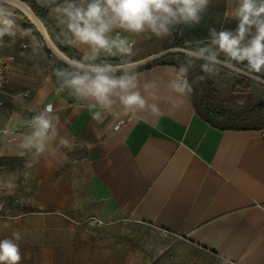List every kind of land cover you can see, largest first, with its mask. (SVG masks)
<instances>
[{
	"label": "crops",
	"instance_id": "obj_1",
	"mask_svg": "<svg viewBox=\"0 0 264 264\" xmlns=\"http://www.w3.org/2000/svg\"><path fill=\"white\" fill-rule=\"evenodd\" d=\"M23 1L43 7L41 0ZM215 5L201 24L180 25L176 38L130 37L139 50L133 59L173 48L178 40L189 49L186 41L203 39L209 27L217 28L216 19L209 16L216 14ZM226 14V9L220 10V15ZM48 18L59 33L50 11ZM14 19L16 36H5L0 47V70L7 78L0 92V181L15 176L16 187H0V223L31 231L120 214L225 264H264V130L214 128L201 118L192 94L174 106L176 97L166 85L177 68L170 65L137 73L141 89L156 80L159 113L124 114L117 106L116 113L96 122L92 114L98 109L61 88L40 37L21 16L15 14ZM226 25L223 21L220 28ZM68 46L83 56L82 47ZM220 58L226 59L223 54ZM208 75L233 79L234 85L225 88L226 106L233 88L252 97L249 89L258 87L240 85L235 76L217 68ZM48 105L59 117L58 134L36 159L19 141L30 130L31 117ZM60 138L68 139L74 150L64 147ZM29 161L33 164L26 167ZM25 172L30 173L27 179Z\"/></svg>",
	"mask_w": 264,
	"mask_h": 264
},
{
	"label": "clouds",
	"instance_id": "obj_2",
	"mask_svg": "<svg viewBox=\"0 0 264 264\" xmlns=\"http://www.w3.org/2000/svg\"><path fill=\"white\" fill-rule=\"evenodd\" d=\"M212 0H41V6L54 14L60 28L58 37L62 42L82 47L81 58H70L67 68L55 69V75L62 89H67L77 100L84 101L92 109V119L103 120L107 113H116L117 106L128 114L131 111L150 110L159 113L158 85L156 80L148 81L141 89L140 77L134 71H120L132 68L139 55L136 48L137 37L147 34L163 40L174 35L180 25L193 27L201 24ZM14 0H0V47L4 37L15 38L17 33ZM236 20L235 29L221 27L208 28L203 39L193 38L186 43L189 53L202 58L201 70L213 74L220 57L224 62L243 64L251 74L264 76V0H234L231 12L227 13ZM195 45V46H193ZM118 58L122 64L109 62ZM246 62V63H245ZM192 61L173 69L167 82V89L176 97L174 106L185 103L192 94V85L187 79ZM243 105V100H238ZM30 130L19 141V147L31 152L35 158L45 153L48 146L57 138L59 117L53 114L51 105L33 115L28 121ZM7 132V130H5ZM60 143L74 150V145L66 138ZM29 161L26 167H31ZM25 179L30 173H24ZM16 177L0 181V187L14 190ZM20 232L11 237L0 239V264H21L23 255L20 249Z\"/></svg>",
	"mask_w": 264,
	"mask_h": 264
},
{
	"label": "rangeland",
	"instance_id": "obj_3",
	"mask_svg": "<svg viewBox=\"0 0 264 264\" xmlns=\"http://www.w3.org/2000/svg\"><path fill=\"white\" fill-rule=\"evenodd\" d=\"M233 4L234 0L211 2L210 6L215 5L217 10L209 16L211 21L216 19L217 30L223 21L227 28L235 29L236 20L228 14L220 15L221 9L230 13ZM189 70L193 75L192 97L199 108V101L207 95L208 89L205 81L198 77L201 67L193 66ZM222 76L212 75L210 80L219 92L214 100L216 105L226 107L225 88L233 86L234 81L230 76ZM249 90L256 101H264V89L251 87ZM49 226L54 228L26 231L18 230L16 223H0V239L20 232L19 243L24 257L21 264H225L180 239L120 214L88 216L66 221L64 225L52 223Z\"/></svg>",
	"mask_w": 264,
	"mask_h": 264
},
{
	"label": "trees",
	"instance_id": "obj_4",
	"mask_svg": "<svg viewBox=\"0 0 264 264\" xmlns=\"http://www.w3.org/2000/svg\"><path fill=\"white\" fill-rule=\"evenodd\" d=\"M24 2L31 7V9L34 11L37 17L43 22V24L45 25L51 36V39L63 53H65L69 58H73V57L76 59L81 58V56L76 51H74L66 43L62 42V39L58 37L57 35L58 32L56 31V29L54 28V26L52 25L51 21L48 18V11H49L48 8L39 7L31 2H27V1ZM60 2H62V0H60ZM15 14L21 16L17 12H15ZM27 24L29 25L28 22ZM29 26L31 30L36 33L35 29L31 25ZM176 32L177 29L174 31V35H173L175 38L177 37ZM173 48H184V46L178 40L177 43L173 46ZM52 60H53V67H52L53 73H55L54 70L57 68H67L61 63H59L57 60H55L54 58H52ZM220 60L222 59L220 58ZM189 61L193 62L194 67H200V65L202 64L201 62L190 60L182 56H171L135 72L140 73L144 70L151 69L152 67L155 66H165V65L174 66L177 69H179L181 65L187 64ZM118 63H122V61H119ZM229 64L245 72H248L247 69L242 66L236 65L234 63H229ZM252 75L257 77L260 74H252ZM187 77L190 82L191 80H193V75L191 74L190 70L188 71ZM198 77L205 81L206 87L208 89L207 95L201 97L198 108L201 118L208 125L214 128H218L220 130L249 131V132L264 130V102H260V101L255 102L252 99L251 95L246 90L233 88L232 90H230V96L227 102V106L221 107L219 105H216L214 101L218 97V93L215 90L213 83L209 78V75L201 71L199 72ZM235 78L238 79L240 85L256 86L244 79L238 77ZM261 79H264V76H262ZM238 100H243L244 104L243 105L238 104L237 103Z\"/></svg>",
	"mask_w": 264,
	"mask_h": 264
},
{
	"label": "water",
	"instance_id": "obj_5",
	"mask_svg": "<svg viewBox=\"0 0 264 264\" xmlns=\"http://www.w3.org/2000/svg\"><path fill=\"white\" fill-rule=\"evenodd\" d=\"M14 4L16 5V12L19 13L22 18L25 19L29 23V25H31L35 29L36 33L42 40V43L44 44V47L50 54V56L65 67H68L70 58L56 46V44L51 39L47 28L45 27L43 22L37 17L31 7L22 0H14ZM171 56H182L184 58L197 62H204L202 58H196L191 56L189 53V49L187 48H168L161 52L144 57L142 59L135 60L136 63L132 66V68H118L117 74H119L120 71L135 72ZM120 64L122 63H117V65ZM217 69L227 72L235 77L244 79L260 88H264V79H258L256 76L245 72L237 67H234L231 64L224 62L223 60H221V63L217 65Z\"/></svg>",
	"mask_w": 264,
	"mask_h": 264
},
{
	"label": "built area",
	"instance_id": "obj_6",
	"mask_svg": "<svg viewBox=\"0 0 264 264\" xmlns=\"http://www.w3.org/2000/svg\"><path fill=\"white\" fill-rule=\"evenodd\" d=\"M188 79V78H187ZM7 84V78H6V75H5V72H4V70H0V92H1V90H2V88L5 86ZM0 107H2V101H1V99H0ZM119 126V124L116 126V127H118ZM3 134H7V132H3ZM10 134V133H9ZM2 209L0 208V211H1Z\"/></svg>",
	"mask_w": 264,
	"mask_h": 264
}]
</instances>
